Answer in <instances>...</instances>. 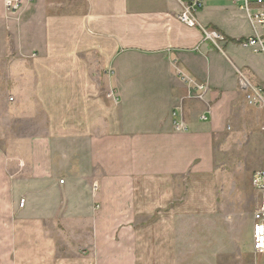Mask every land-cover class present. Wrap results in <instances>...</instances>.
Returning <instances> with one entry per match:
<instances>
[{
	"label": "crops",
	"instance_id": "crops-1",
	"mask_svg": "<svg viewBox=\"0 0 264 264\" xmlns=\"http://www.w3.org/2000/svg\"><path fill=\"white\" fill-rule=\"evenodd\" d=\"M181 10L179 0H29L11 15L0 0V58L32 64L15 71L13 109L44 125L0 150V264L173 253L181 216L208 194L213 142L264 110L248 98L245 81L264 88V56L240 44L253 33L240 4L204 0L194 26ZM177 69L207 85L202 98Z\"/></svg>",
	"mask_w": 264,
	"mask_h": 264
},
{
	"label": "rangeland",
	"instance_id": "rangeland-1",
	"mask_svg": "<svg viewBox=\"0 0 264 264\" xmlns=\"http://www.w3.org/2000/svg\"><path fill=\"white\" fill-rule=\"evenodd\" d=\"M26 65L32 64L20 56L0 58V150L8 153L17 148L18 142L12 138L38 133L44 126L39 112L25 117L22 109H13L21 79L15 71ZM111 97L116 98L115 94ZM256 107L234 131L213 142L208 194L205 201L200 198L203 202L193 204L190 214L181 216L173 253L169 254L173 259L165 262L169 256L165 253L139 264H264V251L254 252L251 246L252 218L260 201L251 176L264 169V110ZM97 189L94 182L92 192ZM112 264L119 262L113 260Z\"/></svg>",
	"mask_w": 264,
	"mask_h": 264
},
{
	"label": "built area",
	"instance_id": "built-area-1",
	"mask_svg": "<svg viewBox=\"0 0 264 264\" xmlns=\"http://www.w3.org/2000/svg\"><path fill=\"white\" fill-rule=\"evenodd\" d=\"M29 0H3L6 13L17 14ZM182 10L177 14V18L188 26L198 24L196 13L203 6L204 0H179ZM240 4V7L246 12L247 18L253 27L252 35L241 40L243 47L251 48L254 52H258L264 56V0H232ZM205 38L210 39L214 43L222 39L221 34L215 30H204ZM177 76L191 84L193 80L183 71L177 69ZM193 84V83H192ZM242 84V83H241ZM245 84L252 90L254 95H248L249 100L264 107V88L255 89L245 81ZM196 89V97L202 98L207 89L205 83L193 84ZM173 125L177 130L185 129V125L179 118L176 110L171 112ZM251 183L260 197L259 204L253 213L252 223V240L251 246L254 252L261 253L264 251V169L256 170L251 176ZM96 188V186H94ZM94 188V189H95ZM24 199H20V206H23Z\"/></svg>",
	"mask_w": 264,
	"mask_h": 264
}]
</instances>
